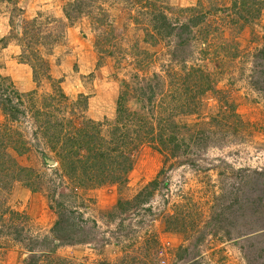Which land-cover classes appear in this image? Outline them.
<instances>
[{
	"label": "rangeland",
	"instance_id": "rangeland-1",
	"mask_svg": "<svg viewBox=\"0 0 264 264\" xmlns=\"http://www.w3.org/2000/svg\"><path fill=\"white\" fill-rule=\"evenodd\" d=\"M65 1L20 0L18 5L26 18L36 11L60 17ZM145 1L150 4L144 0H84L77 18L65 24L62 40L47 55L49 69L52 76L62 79L60 85L68 99L78 93L87 96L82 115L102 121L101 133L107 137L118 93L125 89L128 109L141 111L131 97L135 78L160 81L152 98L156 106L171 74L190 66L199 68L201 79L196 75L192 80H205L204 90L199 93L198 88H191L169 100L168 112L162 114L189 127L176 133L180 148L169 153L141 142L124 184L106 181L79 187L65 176L46 140L38 133L33 136L35 128L23 120L13 126L22 132L27 150L14 156L19 165L34 171L30 182L36 190L14 181L6 204L27 216L24 237L48 231L58 200L70 204L89 223L93 220L96 227L89 241L54 250L74 261L119 264L121 256L134 254L144 264H264V253L254 255L253 249H247L250 243L258 246L264 235L255 220L259 210L264 211V7L244 22L228 10L233 0ZM156 7L174 23L183 21L184 14L187 18L203 12V19L195 25L197 37L178 50H173L175 35L157 38L154 45L145 43L144 30L152 32L155 26L146 11H157ZM100 11L110 25L93 26V17ZM6 12L0 14V36L8 30ZM100 30L108 40L95 68L98 54L93 41ZM142 49L149 55L141 53ZM172 51L178 53L172 56ZM17 52L13 42L0 49V73L9 76L16 89L27 91L34 84L29 67L16 60ZM47 91L43 81L37 95ZM73 122L80 123L81 117ZM155 176L158 184L151 194L142 201H131ZM117 200L132 204L122 205L125 210L121 212ZM27 256L22 242L0 235V264H22Z\"/></svg>",
	"mask_w": 264,
	"mask_h": 264
},
{
	"label": "trees",
	"instance_id": "trees-1",
	"mask_svg": "<svg viewBox=\"0 0 264 264\" xmlns=\"http://www.w3.org/2000/svg\"><path fill=\"white\" fill-rule=\"evenodd\" d=\"M19 1L0 0V14L9 11L8 30L0 36V49L5 48L9 42L18 46L16 60L29 67L34 87L27 91H19L14 87L9 76L0 73V113L3 117L0 121V235H10L13 240L24 244L28 256L23 257L22 264H110L104 260L83 263L55 254L54 250L59 245L89 241L92 228L96 227L93 220L89 223V220L82 217L70 204L66 205L63 200L56 201L55 219L45 234L23 236L26 233L24 224L27 222V216L11 209L6 204L5 198L14 181L27 186L31 191L36 189L30 182L34 171L19 165L15 160L14 155L23 154L27 147L22 132L13 125L23 120L32 125L35 128L31 132L32 135L37 136L38 133L46 140L57 156L59 167L65 176L73 180V184L79 187H91L106 181L124 184L127 172L132 166L133 153L139 143L147 142L156 150L169 153L172 151L174 153L180 148L181 141L177 140L176 133L178 130L188 131L189 127L178 124L172 121V117L162 114L168 112L166 107L169 100L177 99L193 88H198L199 93L204 90L202 84L206 82L205 80L200 82L192 80V76L196 75L201 79L203 71L190 66L184 71L171 74L163 93L166 94V100H163L162 94V101L156 103V106L152 98L155 95L154 86H159L160 81H140L135 78L131 85L134 90L131 97H135L141 111L128 109L125 89L118 93L113 119L106 130L108 136L104 137L101 133L102 121L82 115L87 96L78 93L75 99H68L60 85L62 79L51 75L47 58L52 46L62 40L65 24H71L73 19L77 18L85 3L84 0L65 1L61 6L60 17L36 11L28 18L22 16ZM144 2L150 4L149 1L144 0ZM260 7H264V0H251L250 4L246 0H233L227 8L237 18L241 17L246 22L258 14ZM184 9L188 10L186 7ZM151 10L148 9L146 13L151 15L150 19L155 20V26L152 27V32L144 30L143 41L154 45L157 38L163 40L165 37L175 35L176 48L173 50L188 46L189 41L197 37L195 25L205 15L199 11L196 14L193 12L186 18L184 14L183 21L174 23L168 21L160 9ZM92 24L94 27H103L106 24L110 25V22L106 19V14L100 11L93 17ZM106 40L108 36L103 35L100 30L97 40L93 41L98 54L95 68L99 66V58L103 52H106L104 42ZM141 53L149 55L148 51L143 49ZM177 53L178 51L169 52L172 56ZM73 67L77 70L75 64ZM88 74L91 76L92 72ZM43 81L47 83L48 91L37 95ZM123 84L127 86L125 82ZM157 108H160L158 112H156ZM77 117H81L80 123L73 122V118ZM155 139L157 144L153 143ZM157 184L158 180L155 176L136 192L131 201L144 200L145 195L151 194V190ZM262 192L264 194V189ZM66 196L68 197V195L64 197ZM131 201L117 200L116 208L122 212L125 210L122 205H131ZM259 211V213L255 211L258 214L255 220L262 226L259 230H262L264 211L261 209ZM168 218L170 215L165 219ZM247 249H253L254 255L264 253V235L261 236L258 246L250 243ZM119 262V264H144L140 263L134 254L121 256Z\"/></svg>",
	"mask_w": 264,
	"mask_h": 264
},
{
	"label": "water",
	"instance_id": "water-1",
	"mask_svg": "<svg viewBox=\"0 0 264 264\" xmlns=\"http://www.w3.org/2000/svg\"><path fill=\"white\" fill-rule=\"evenodd\" d=\"M47 162H48V163H50V164H52V163H53V161H52V160H48Z\"/></svg>",
	"mask_w": 264,
	"mask_h": 264
}]
</instances>
